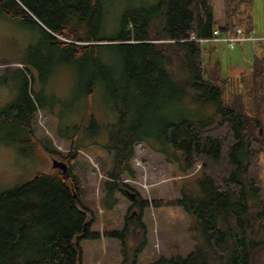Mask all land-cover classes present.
<instances>
[{"label": "trees", "instance_id": "1", "mask_svg": "<svg viewBox=\"0 0 264 264\" xmlns=\"http://www.w3.org/2000/svg\"><path fill=\"white\" fill-rule=\"evenodd\" d=\"M115 1L0 0V14L38 27L46 48L88 79V121L95 122L93 103L103 89L117 117L104 144L113 158L110 191L130 190L122 180L137 177L132 159L140 142H153L152 149L177 174L200 166L199 177L189 178L179 199L153 202L155 208H182L189 215L194 250L184 256L174 240L170 259L149 264H264V48L258 44L248 72L224 78L220 61L211 69L204 60L209 43L188 41L192 35L211 38L217 28L224 34L240 27L252 31L250 17H239L240 6L252 0H223V24L213 0H160L125 11L117 33L107 36L108 8ZM34 100L26 77L17 99L0 111V145L30 158L37 149L59 155L69 169L39 172L0 192V264H83L81 241L99 237L91 229L94 217L80 206L81 180L73 173L72 155L65 157L50 140L36 136L45 105ZM173 111L187 117L175 120ZM85 126L65 135L75 151L83 146ZM132 202L137 215L125 222L139 224L143 240L131 261L127 245L122 247L121 264H137L147 246L142 216L149 203L137 194Z\"/></svg>", "mask_w": 264, "mask_h": 264}, {"label": "rangeland", "instance_id": "2", "mask_svg": "<svg viewBox=\"0 0 264 264\" xmlns=\"http://www.w3.org/2000/svg\"><path fill=\"white\" fill-rule=\"evenodd\" d=\"M159 1L116 0L108 8V27L104 34L114 36L117 33L119 20L125 11L150 8ZM213 2L215 17L223 24V0ZM239 17H250L252 31L264 33V0L242 4ZM43 40V32L35 25L19 24L0 14V111L17 99L28 77L35 103L45 105V110L37 118L36 136L50 140L54 150L65 157L72 155L75 160L73 173L81 180L80 206L88 208L94 217L91 229L99 237L81 241L83 264H121L124 260L121 249L126 245L129 261L135 253L138 255L143 230L139 224L126 225L128 215H137L136 209L131 211L133 202L127 192L137 194L149 203L142 216L147 246L138 256L137 264H149L160 257L170 259L174 240L178 242L181 253L187 256L195 246L189 233V215L182 208H155L153 202L179 199L182 187L189 178L199 177L200 166L189 175L177 174L174 165L152 149L153 142H140L135 145L132 159L137 177H124L122 180L130 190H126V195L117 189L110 191L107 175L113 158L104 149V144L108 142L109 126L116 123V113L106 102L101 88L93 103L95 122L91 118L88 121L85 109L88 104V79L80 77L76 67L64 65L62 57L47 49ZM210 48L214 51L211 52ZM206 49L204 60L208 68L215 69L220 61L223 77L235 78L251 69L253 52L259 47L257 43H245L231 50L220 43L209 44ZM211 113L206 112L207 115ZM171 116L178 120L187 117V113L173 111ZM83 122L86 123L85 140L81 150L75 151L65 135L76 132ZM66 130L69 134H65ZM34 152L35 155L30 158L17 148L0 145V192L32 180L39 172L52 173L55 171L53 160L66 163L59 155L50 156L40 149ZM125 229L124 236H106L107 233H122ZM135 229L138 233L130 234Z\"/></svg>", "mask_w": 264, "mask_h": 264}, {"label": "built area", "instance_id": "3", "mask_svg": "<svg viewBox=\"0 0 264 264\" xmlns=\"http://www.w3.org/2000/svg\"><path fill=\"white\" fill-rule=\"evenodd\" d=\"M188 41L202 42L209 44H225L229 49H236L237 45L245 43H257L264 48V33L257 34L254 31H246L244 28H237L232 34H224L220 29L213 30L211 38L197 39L194 35Z\"/></svg>", "mask_w": 264, "mask_h": 264}, {"label": "water", "instance_id": "4", "mask_svg": "<svg viewBox=\"0 0 264 264\" xmlns=\"http://www.w3.org/2000/svg\"><path fill=\"white\" fill-rule=\"evenodd\" d=\"M52 167L55 170L62 171L64 174H67V172H68V166L64 162H60L58 160H53ZM127 193H128V195L130 196V198L132 200H135V198H136V195L135 194L129 193V192H127Z\"/></svg>", "mask_w": 264, "mask_h": 264}, {"label": "flooded vegetation", "instance_id": "5", "mask_svg": "<svg viewBox=\"0 0 264 264\" xmlns=\"http://www.w3.org/2000/svg\"><path fill=\"white\" fill-rule=\"evenodd\" d=\"M67 165V163H65ZM68 166V165H67ZM69 167V166H68Z\"/></svg>", "mask_w": 264, "mask_h": 264}]
</instances>
